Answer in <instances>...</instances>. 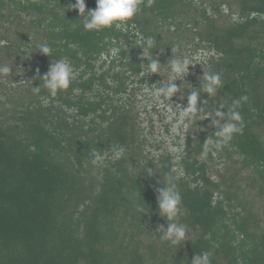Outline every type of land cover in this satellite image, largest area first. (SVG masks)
Masks as SVG:
<instances>
[{
    "label": "trees",
    "instance_id": "1",
    "mask_svg": "<svg viewBox=\"0 0 264 264\" xmlns=\"http://www.w3.org/2000/svg\"><path fill=\"white\" fill-rule=\"evenodd\" d=\"M85 3L87 15L96 0ZM73 4L0 0V67L11 69L0 75V264H192L204 252L211 264H264V0H142L128 25L155 39L153 74L131 30L87 31ZM186 51L205 52V69L189 65L169 102L186 107L196 89L212 115L186 122L174 154L141 117L151 98L140 89L173 82L171 59ZM59 59L74 69L69 87L34 94L43 85L35 70L43 76ZM205 73L221 75L215 96L199 91ZM244 96L242 134L201 158L215 111ZM93 152L105 159L94 164ZM169 175L181 194L176 223L186 226L177 247L158 231L168 226L158 196Z\"/></svg>",
    "mask_w": 264,
    "mask_h": 264
},
{
    "label": "clouds",
    "instance_id": "2",
    "mask_svg": "<svg viewBox=\"0 0 264 264\" xmlns=\"http://www.w3.org/2000/svg\"><path fill=\"white\" fill-rule=\"evenodd\" d=\"M142 0H96V8L90 10L87 15L85 0H75V4L71 5V8L78 10L81 19L84 20L83 28L87 31L95 30L97 32L102 31L105 28L115 26L117 29H125L128 33L131 30L135 35V40L139 39L140 46H143L142 55L146 58L151 57L147 62V67L144 69L146 72L159 73L161 65L151 55V49L155 46V39L152 37H143L134 26H129L128 22L140 11V5ZM152 0H148V6H151ZM38 50L45 54L51 55L52 48L47 43H40L37 45ZM120 52L119 47H113L111 49V55L116 57ZM189 65H193L188 58L184 59H171L170 70L174 74L175 79L173 82L164 85L160 84V87L156 85L152 86L150 92V98L153 102H159L161 98L167 99L176 94L178 89L175 81L180 77H183L189 71ZM11 72V69L7 66L0 67V75H7ZM36 78L39 81H43V85L39 83V86L33 87L32 91L34 94H39L41 89L47 90L49 95L55 97L58 91L65 90L69 87L71 80L74 76L73 67L65 62L63 59L57 60L49 68V71L40 76L39 69L35 70ZM223 85L221 75L219 73H208L204 74L202 86L199 91H203L209 95V97L215 96L218 89ZM200 99L198 90H191L187 96V105L182 109L177 106L173 112H179L180 120L177 124V128L185 122H195L197 120H203L206 117L210 118L212 113L204 112L202 107H198V100ZM242 100H247V96L241 97L240 99H234L227 113L222 111H215L214 115L218 117V120L212 121V126L216 129L212 135L204 141L202 144V151L200 153L201 158L206 159L211 152H219L224 148L229 147L234 136L242 134L244 129V122L239 112V107ZM201 103H207L202 101ZM225 106V105H223ZM220 120L226 122L221 124ZM214 137V138H213ZM113 159H120L124 155V149H114ZM105 157L101 152L92 153V162L94 164L104 160ZM116 173L115 169H112ZM145 172L151 175L153 170L146 167ZM181 194L178 190L176 183L171 175L165 180V186L159 189L158 196V207L161 216L166 217L168 226L165 229L163 226L158 228V231L162 233L160 236L161 241L168 242L170 246L177 247L185 241L186 238V226L183 224L176 223V218L180 212ZM136 211L143 214V207L137 206ZM211 253L204 252L200 255H195L191 260L192 264H211L210 262Z\"/></svg>",
    "mask_w": 264,
    "mask_h": 264
},
{
    "label": "rangeland",
    "instance_id": "3",
    "mask_svg": "<svg viewBox=\"0 0 264 264\" xmlns=\"http://www.w3.org/2000/svg\"><path fill=\"white\" fill-rule=\"evenodd\" d=\"M184 53V52H183ZM196 57V58H195ZM207 55L204 52H198L196 56L192 54L191 52L186 51L185 56L180 59L188 58L190 61H192V64L195 65V69H205V64L200 62L202 58H206ZM174 74L170 71L169 72V80L173 78ZM149 84V83H148ZM143 84L141 85V91H146V97L150 98V92L149 90H152V86L154 84ZM149 89V90H148ZM138 100H142V95H138ZM145 99V98H144ZM167 99L161 98L159 102H153L150 100V106H148V113L147 115L145 112L141 113V117L144 118L146 116H150L153 118L154 121V138L158 143H162V147L169 149L170 151L174 152V154H178L181 152V150L184 148V131L186 129V122L185 124H182L177 128V124L180 120V113L179 112H173L179 106L178 104H173L168 101V106H171V108H167ZM155 106V110L151 107ZM181 109L183 107L179 106ZM142 108V106H140ZM166 128H168V131H166ZM176 137H180L179 140H176Z\"/></svg>",
    "mask_w": 264,
    "mask_h": 264
}]
</instances>
